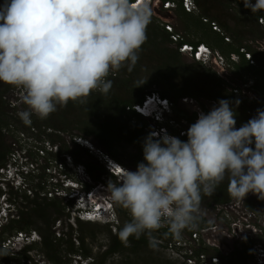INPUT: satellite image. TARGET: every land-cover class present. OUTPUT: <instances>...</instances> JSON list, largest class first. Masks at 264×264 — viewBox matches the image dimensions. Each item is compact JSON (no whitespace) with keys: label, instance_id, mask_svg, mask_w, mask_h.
<instances>
[{"label":"clouds","instance_id":"clouds-1","mask_svg":"<svg viewBox=\"0 0 264 264\" xmlns=\"http://www.w3.org/2000/svg\"><path fill=\"white\" fill-rule=\"evenodd\" d=\"M179 2L188 13H195L199 8L197 0L192 11L184 8L183 0H160V7L171 11ZM243 5L254 15L264 12V0H243ZM154 6L153 0H3L0 3V82L25 91L23 101L28 109L18 112L22 122L30 126L32 115L47 119L58 105L66 107L69 101L83 104L93 90L107 95L113 84L106 79L110 71L126 67L131 72L138 62ZM203 20L212 30L223 34L220 24L218 28L211 24L212 21L219 23L217 20ZM161 24L175 48L193 61L215 66L225 63V57L214 52L207 41H188L171 23ZM166 24H171L172 31L179 32L181 37L173 40ZM224 39L231 42L229 36ZM199 46H202L200 56H196ZM239 51L246 59L249 60L247 52L253 58L246 48ZM231 54L237 58L230 57V60L237 61L240 57L238 53ZM231 103L221 99L207 113L200 111L197 120L180 134L187 136L185 140L166 130V119L174 112L175 105L169 97L153 91L132 105L137 113L156 124L143 139V160L134 171L124 169L126 167L109 155L102 161L106 169L120 177L118 185H107L111 200L131 215V220L118 232L125 245L131 236L139 239L147 235L149 246L156 248L152 233L165 221L175 239H180L185 229H192L191 234L194 231L200 234L197 226L202 194L212 196L226 177L233 203L221 205L232 206L235 200H242L236 205H244L248 193L250 197L264 200V109L258 108L256 115L237 128ZM239 103L235 101L236 105ZM73 138L80 146L92 148L87 138ZM3 170L5 165L0 167V171ZM73 182L76 190L70 197L77 200L76 216L92 222L102 221L105 214L112 218L114 209L109 205L110 200L96 199L95 187L83 188V192L78 189V181ZM35 231L33 229V233ZM33 233L21 230L12 240L31 243L36 241V232ZM197 240L200 245L195 247L196 252H187L186 258L199 260L203 253L211 264L219 263L211 259L213 255L228 264L226 256L219 254L218 249V254L205 251L203 242L209 244V241L201 235ZM3 242L5 244L6 240L0 238L1 248ZM10 243L11 240L8 245ZM256 253L264 255V244L253 247L252 254ZM75 255L81 260L80 264H99L83 256L84 251Z\"/></svg>","mask_w":264,"mask_h":264},{"label":"rangeland","instance_id":"rangeland-1","mask_svg":"<svg viewBox=\"0 0 264 264\" xmlns=\"http://www.w3.org/2000/svg\"><path fill=\"white\" fill-rule=\"evenodd\" d=\"M2 1L3 0H1V3H3ZM215 2L219 3L217 5H220V7L223 8L225 16L227 15V18L225 17V19L229 26L234 27L239 21L240 23L247 22L246 25L250 28V32L254 30V34L250 32L247 33V37H245L243 42L245 44H253V49L264 55V38L261 36L264 32V27L261 23V25L256 23L254 14H252L250 9L244 8L243 0H215ZM222 2L224 3L223 5H221ZM153 3H156V6L152 9L151 20H154L155 24L159 27H161L162 22L171 23L175 30L181 31L186 39L191 42H196L203 36L206 37V35L209 36V34L212 33V28H210L207 24H203L206 23L203 20L204 18L216 20V17L219 16L218 12L214 8L210 9V15H204L200 5L195 13L184 14L179 3H176L177 6L171 11H164L163 6L160 7V0H153ZM199 17L202 19L203 23L199 22ZM189 24L192 26V31L188 30L187 26H190ZM222 31L223 37L229 36L231 39L230 41H234L230 33H228L224 28H222ZM219 34L221 35V33ZM218 41L214 42L217 43ZM218 43L221 47H224L221 42ZM208 44L211 46L210 43ZM170 46L174 45L171 43ZM226 48H230L229 45ZM149 52L153 56L150 59L146 57ZM158 55H161V61L167 58L165 57V53L163 54L161 50L159 52L158 50L149 47V49L145 51V60L141 62L140 65L138 64L139 71L136 74V78L141 83L146 81L142 84L146 86V89L154 90L157 88V85L153 83L151 77H155V72L158 69L156 68ZM253 58L254 64L252 65L258 64L256 62V58L254 56ZM176 59L178 61H182L181 64H179L180 66H185L189 62L193 61L187 54H182L180 56L176 55ZM203 66L210 69L212 72H215L223 78L222 80L227 82L224 84L226 85L227 90L233 92V96L236 100L250 101L253 99H259L264 101V87H257L255 84V76L244 75L242 77L241 75L234 73L230 59L225 57V63L221 66H215L211 63H203ZM202 70L203 68L201 71ZM166 71L167 70H164L159 73L161 78L165 75L164 72ZM111 72L114 71H110V73ZM202 74L203 73L199 74V79L197 80V87L200 92H196L197 94L191 97L185 96L182 98L178 97L176 99V104L173 107L174 112L172 111L169 114L166 119L168 120V123H165L166 130L170 133V135L176 136L177 132L180 134L182 132L184 133V130H187L188 127L197 120L200 111L207 113L206 110L210 111L214 105L218 104V101L214 100L212 93H209L210 91L207 90L212 87V83H203L204 79L209 80V78L205 76L203 77ZM235 81L236 85L234 83ZM24 95L25 91L22 88L15 86L13 90L6 91L2 96V103L4 102L1 107L3 111L2 115L10 121L9 127L5 126L3 128L5 133L3 140L5 145L10 146L12 149L11 153L7 157L5 170L0 171V235L3 228L1 226H4L7 222H9L10 217H13L14 215L16 219H18V214L20 215L22 210L30 208V204H33L32 199L37 198L34 190V188L37 189L35 184L38 179L42 177L41 181L45 182V184H42L46 185V188L44 191L42 190L43 192L41 191L38 198H42L44 195H47V198L59 196L60 204L63 207H61V214H59L58 217H56L57 214L51 216V219L56 218L54 222L50 220V222L45 224L46 222L44 219H39L37 220V223L38 225L40 224L43 229L45 227H49L51 231H54V236L58 239L57 247L61 258L59 257V260L57 261H52V259L48 258L45 250L41 247V243H39V240H41L40 233L35 226H30V229L28 228L23 231H27L29 234H32L33 229H36L37 231H35L36 233L34 232V236L37 242L33 243V245L31 244L32 248L27 251L24 250V244L26 241L12 240L13 236H15L18 231L8 233V236L7 233L3 234L4 238L1 236L4 240H6V243L4 244L3 242L4 245L1 246L4 249V253L7 254V257H4L1 254L0 257L2 256V259L8 260V263L6 262L3 264H80L81 260L78 259V257H75L78 256L75 255L76 251H84L83 256L90 257V261L93 260L94 263L98 262L99 264H188V259L185 256V254L190 251L188 249L193 248L196 252L195 247L200 245L198 240H192V234L190 233L192 229H185L180 239H175L171 236L168 239L172 242L168 245L166 242L168 239H166V237H160L159 235L164 233V229L160 228L152 233V238L157 241L156 248L150 247L149 237L147 235H143L146 236L145 238L148 242H145L142 245L133 246V243L128 241L127 245L122 243L117 252H111L109 250L115 234L118 232L119 228H122L125 223L131 220V215L127 210L115 204L111 200L110 193L107 192L108 183L118 185L120 177L115 176L107 169L109 172L102 175L100 179H94L87 171L85 163L89 161L91 164L103 165L102 161L104 160V157L111 155L107 154V151L94 139L87 138L89 146H92V148L86 147L87 152L92 156L90 155V157H88L85 155L86 150H83L81 161L76 163L74 159L68 155V153H63L61 154V157L64 158V160L56 159L51 160L50 162L48 161L50 164H48L47 168H44L43 164H46L45 161H47L46 157L48 156L46 151L48 150V152H50L49 150L53 149V152H56L59 147L58 145H52L50 140L44 136L45 132H39L38 127H36L35 124V120H38V118L35 115L31 116L33 124L35 125L32 124V126H26L22 122L18 112L28 109V106L23 101ZM195 114L196 117L194 118L193 116ZM82 116L84 117V115ZM103 117L104 114L99 111L95 117H87V119L91 121L95 120L97 122ZM120 121L121 122H118L117 119L114 120L113 124L115 126V132L111 134V138L113 139L112 150L115 152L114 154L117 159L112 156L111 157L115 159V161L122 163L124 167L134 171L136 170L137 164L143 160V153H141L139 148L140 146H138L137 142L131 139V137L136 135L137 129L140 130V128H143V131H140H142L144 135H142V137L145 138L147 136V133L145 132L153 129L156 124L152 119L140 121L129 117L120 118ZM33 128H36V130ZM7 129L10 130V134ZM120 129L127 133V137H122ZM64 137L68 141V135H65ZM73 142H75V138H73ZM64 173H66L67 177H65ZM73 181H78V189L80 191L85 192L83 188L88 186H90L91 189L95 187L96 190H99L95 194L97 197L96 199L105 198L110 200L109 205L113 206L114 209L111 216L112 218L108 217V214H105L102 221L92 222L82 220L76 216L75 213L77 211V206L75 202H77V200L70 197L71 192L76 190L73 186L75 183ZM250 195V193L247 194L248 197H250ZM92 197H94V195ZM207 200L211 199L208 197L203 199L200 205L199 216L203 217L201 222L207 223V220H211L212 223H214V221L221 222L222 219L220 218L226 217V212L219 209L224 205H213L212 201L209 203ZM235 201V204H237L242 200ZM258 203V205L256 204L257 209L253 211L247 209L244 205H241L244 210V213L241 211L242 218L240 219L243 231V234H240H242V236L231 233L233 239L228 238L227 241L225 240L226 243L222 240V243L224 242L230 247V251L235 249L236 251L237 249L242 250V242H248L251 239L255 240L253 246L256 244H264V200L260 199V202ZM49 212H52V209H50ZM231 221H233L232 218ZM166 225L167 222L165 221L163 222L162 227H165ZM32 239L33 238H31V240ZM9 240H11L10 245H8ZM177 240L180 241L179 245L174 243V241ZM184 242H186V244ZM230 242L234 244V248H231L232 245ZM216 244L218 245V243ZM216 244H207L203 242L205 251L210 254L219 253L222 256L227 255V262L229 260L227 257L232 256L229 264H264L263 254L260 255L262 261L261 263H259L260 259L255 260V254H250L246 261L237 263L235 260L236 251L234 254L223 253L226 252V249L225 251L219 250L217 253L216 251L219 248ZM70 245L73 247L71 250L69 249ZM225 248L226 246L222 249ZM75 249L76 251L74 252Z\"/></svg>","mask_w":264,"mask_h":264},{"label":"trees","instance_id":"trees-1","mask_svg":"<svg viewBox=\"0 0 264 264\" xmlns=\"http://www.w3.org/2000/svg\"><path fill=\"white\" fill-rule=\"evenodd\" d=\"M197 3L198 6L199 5L201 6L204 15H210L211 14L210 9L212 8H214L218 12L219 16L216 17V20L219 22L222 28H224L228 33H230L231 37L234 40L233 41L234 43L226 42L224 40V37L215 30H212V33H210L211 35L210 34L209 36L206 35V37L203 36L199 40L200 41L203 39L206 40L208 43L211 44V47L214 50V52L219 53L221 56L226 57L227 59H230L231 53L233 52L238 53L240 57L237 61L230 60L232 62L234 73H237L242 77L244 75H250L253 77L255 76V84L257 85V87H262V86L264 87L263 85L264 55L261 52L253 49L252 46L253 44L250 45V44H245L243 42L245 37H247V33L250 32V28L246 25L247 22L240 23L239 21L236 24V26L234 27L229 26L225 19V17L227 18V15L225 16V12L223 8H221L220 5L218 6L217 4L219 3H216L215 0H211V1L197 0ZM223 4L224 3L222 2L221 5ZM179 5L181 7V3ZM181 10L184 12V14H191L185 12L182 7ZM164 11H170V10H164ZM258 16L259 13L254 15V19L257 24H258V20H257ZM198 19L200 23H203L200 17ZM203 24H207V23H203ZM187 27L188 30L192 31L191 25ZM250 33L254 34V30ZM261 36L264 38V32L263 34H261ZM214 41L221 42L224 45V47H221L218 42L216 43ZM171 43H172L171 38L168 32L165 30V28L162 25L161 27H159L158 25L155 24L154 20H151V22L147 26V40L142 45V48L139 52V60L136 63L134 69L131 72H129L127 68L124 67L121 68L119 71L111 72L106 79L112 80L113 84L110 92L107 95H103L99 91L93 90L92 93L86 98L85 103L81 104L78 102L69 101L66 107H60L58 105L57 110L51 113L47 119L41 120L38 118V120H35V124L36 127H38L39 132L40 133L45 132L44 136L48 140H50L52 145L54 146L58 145L59 147L58 151L56 152H53L51 150H49L50 152H48V150L46 151V154L48 153V156L46 157L47 159V161H45L46 164H43L44 168L48 167V164H50L49 162L51 160H56V159L64 160V158L61 157V154L63 153H68V155H70L76 163L81 161L82 159L81 155L83 150H86L85 155L90 157L91 154L87 152V148L73 142V137L75 136L94 139L99 145H101L107 151L106 152L107 154H110L112 157L117 159L116 155L114 154L115 152L112 150L113 139L111 138V134L115 132L114 131L115 126L113 124L114 120L117 119L118 122H121L120 118L123 117L125 118L129 117L131 119H137L140 121L147 119L141 114L137 113L132 108V105L141 102L145 94L153 91L158 92L162 96L169 97L175 104H176V99L178 97L182 98L185 96L191 97L196 95L197 94L196 92H200L197 87L198 84L197 80L199 79L200 73H203L202 74L203 77L205 76L209 78V80L204 79L203 83L204 82L212 83V87H210L207 90L210 91L209 93H212L214 100L219 101L221 99H227L230 102H232L230 106L233 107L236 114L235 118L237 121L236 123L237 128H239L242 124L246 123L251 117L256 115V110L258 108L264 109V101L259 99H253L250 101L239 100L240 103L236 105L235 101L237 100L236 98H234L233 92L227 90V87L225 85L227 82L222 80L223 78H221L215 72H212L210 69L205 68L201 61H192L186 64L185 66H180L179 64H181L182 61H178L176 59V55L180 56L182 55V53H180L179 50L174 46H170ZM228 45L230 48L227 49L226 47ZM149 47H152L158 50L159 52L161 50L163 54L165 53V57H167L163 61H161V55H158L157 57L158 62L156 61L157 63L156 68L161 70L157 69L155 72V77H151L153 83L157 85V88H155L154 90L146 89L145 85L136 87L138 83H141L136 78V74L139 71L138 64L140 65L141 62L145 60L144 59L145 51L149 49ZM243 47L246 48V50L252 52L258 64L252 65L249 62V60L245 58L244 53L239 51L240 48ZM146 57L150 59L153 56L149 52L148 56L146 55ZM202 68L203 70L201 71ZM164 70L167 71L164 72L165 75L161 78L159 73ZM234 83L236 85V81ZM14 88L15 86L0 82V167L7 164V157L11 153V149H12L10 146L5 145V142L3 140L5 135L3 128L5 126L9 127L10 121L2 115L3 111L1 107L4 104V102L2 103V96L6 91L13 90ZM99 111H101L102 114H104V117L100 121L96 122L95 120L91 121L87 119V117H95L97 112ZM82 115H84V117ZM32 124H33V120H32ZM32 124L30 126H32ZM33 129L36 130V128ZM142 129L143 128H140V130ZM7 130L8 133L10 134V130L9 129ZM140 130L137 129L136 135L132 136L131 139L137 142L138 146H140L139 148L141 150V153H143L142 150V142L144 139L142 137L143 130L142 131ZM149 132L150 131L148 130L145 133H147L148 135ZM121 133H122L121 134L122 137H127L126 132H123V130H121ZM65 135L66 136L68 135V141L64 137ZM176 135L181 140H185V138L187 137L180 135L179 132H177ZM85 166L90 176H92L94 179H100L102 175L108 172L107 169L101 164L95 165V164H91V162L88 161L85 163ZM41 178L42 177H40L35 184V187L37 189L34 188L35 195L37 198L40 196L41 191L42 190L44 191L46 188V185L42 184V183L45 184V182L41 181ZM90 188H91L90 186L86 187V189H90ZM227 189H228V179L226 177L225 180L216 188L212 196H206L202 194V200L208 197L209 199H211L208 200V202L211 203L212 201L214 205L230 203L233 201V199L229 196ZM46 196L47 195H44V197L42 198L32 199L33 204H30V208H26V210H22L20 215L18 214L19 217L18 219H16L15 216L10 217L9 222H7L4 226H2L3 228L0 238L3 239L4 238L3 234L5 233H7L8 236V233H12L13 231L14 232L21 231L28 229L30 226L31 227L35 226L41 235V240H39V243H41L42 249L45 250V253L49 259H52V261L53 260L57 261L59 260L60 257L57 247L58 239L55 238L54 231H51L49 227H45L43 229L40 226V224L38 225L37 220L44 219L46 222L45 224L50 222V220L54 222L56 218L51 219V216L57 214L56 217H58V215L61 214V207L63 206H61L60 204L59 196L53 198H47ZM258 202H260V199H258V197L251 198L246 196L243 200L244 206L251 211L257 209L256 204L258 205L259 204ZM50 209H52V212H49ZM201 221L202 220L200 217V219L198 220V226L205 224L202 223ZM162 228L164 229V233L159 234L160 237H166V239L170 238L172 235L169 233L168 225H166L165 227H161V229ZM120 229L121 228H119V230ZM118 232L115 234V237L113 238L114 240L109 248L111 252H117L119 250L120 245L123 243L118 236ZM191 232L192 230L190 231V233ZM145 237L146 236L141 235L140 238L137 239L134 236H131L129 237L128 241L133 243V246L142 245L143 243L148 242ZM254 241H255L254 239L253 240L251 239L248 242L243 241L242 242L243 249L242 250L237 249V251L235 250L236 251L235 260L237 263H240L241 261L242 262L246 261L247 258L250 256V254L253 253V247H254L253 244L255 243ZM36 242L37 240L32 241L31 243H26L24 245V250L27 251L31 249L33 243ZM166 242H169V239ZM72 248L73 247L70 245L69 249L71 250ZM75 251L76 249L74 250V252ZM235 251L232 252L231 254H234ZM77 252L78 251H76L75 253ZM0 254L3 255L4 257H7V254L4 253L3 248L1 247H0ZM231 258L232 256L227 257V259H229L228 264L230 263ZM0 262L8 263V260L2 259L1 256Z\"/></svg>","mask_w":264,"mask_h":264},{"label":"flooded vegetation","instance_id":"flooded-vegetation-1","mask_svg":"<svg viewBox=\"0 0 264 264\" xmlns=\"http://www.w3.org/2000/svg\"><path fill=\"white\" fill-rule=\"evenodd\" d=\"M206 111L208 112V110H206ZM193 117L195 118L196 114ZM194 118H193V120H194ZM235 203H236V201H234V204L232 206L231 205H228V206L227 205H224V206L218 205V206H223L219 210L226 212V214H225L226 217L220 218V219H222L221 222L214 221V223H212L211 220L208 221L206 219L207 223L197 226V228L200 231V235L202 236V238L204 240L209 241V243H211V244L212 243L213 244L218 243V245L216 244V246L219 248L218 250H222V251L224 250L225 251L227 249L226 253H228V254H231L236 249L233 251H230V247L227 244H225L224 242L222 243V240L223 239L228 240V238H232L231 233L238 234L239 236H242V234H243L242 227L240 224L241 223L240 219L242 218L241 213L242 212L244 213V210L242 209V206H241L242 204L236 205ZM231 218L233 219V221H231ZM236 218H237V220H236ZM201 220H203V217H201ZM204 220H205V218H204ZM246 228H248V227H246ZM240 233H242V234H240ZM222 246L223 247L226 246V248L222 249L223 248ZM225 256H227V255H225Z\"/></svg>","mask_w":264,"mask_h":264},{"label":"built area","instance_id":"built-area-1","mask_svg":"<svg viewBox=\"0 0 264 264\" xmlns=\"http://www.w3.org/2000/svg\"><path fill=\"white\" fill-rule=\"evenodd\" d=\"M168 3H169V2H166V4H168ZM183 6H184V8H185L187 11H192L193 8L195 7V2H194V0H183ZM259 21H260L261 24L264 26V12H262L261 15L259 16ZM211 24H212L213 28H218L216 22L212 21ZM165 27H166L167 30L172 31L173 26H172L171 24H166ZM171 37H172L173 40L176 41L177 39H179V38L181 37V34H180L179 32L174 33V32L172 31V33H171ZM226 39H227V38H226ZM188 47L191 48V46H188ZM201 47H202V46H199V47L197 48V50H195V54H196V56H200V49H201ZM246 54H247V58H249L250 62L253 63L254 60H253L251 54L248 53V52H247ZM231 57H232V58H237V56H236L235 54H231ZM220 61H222V58H220ZM199 236H200L199 232L194 231V232L192 233V240H193V241H196L197 239H199ZM171 242H172V241H169V243H171ZM169 243H168V244H169ZM174 243H175L176 245H179V244H180V241L177 240V241H174ZM184 243L186 244V242H184ZM188 250H190L189 252H192L193 249L189 248ZM260 255H262V254H261V253H259V254L256 253V254L254 255V257L256 258V260H259V259H260V262L258 261L259 263L262 262V261H261V256H260ZM187 259H188V261H187L188 264H211L210 261L206 260V256H205V254H203V253H200V255H199V260L196 259V258H193V257H187ZM211 259H212L213 261H215V260H219V263H218V264H226V263L223 262V260H221V258H219V256H217V255H213V256L211 257Z\"/></svg>","mask_w":264,"mask_h":264},{"label":"water","instance_id":"water-1","mask_svg":"<svg viewBox=\"0 0 264 264\" xmlns=\"http://www.w3.org/2000/svg\"><path fill=\"white\" fill-rule=\"evenodd\" d=\"M226 239H223V241L225 242ZM227 241V240H226ZM226 243V242H225ZM230 244L232 245L231 248H234V244L232 242H230ZM226 253V252H223Z\"/></svg>","mask_w":264,"mask_h":264},{"label":"bare ground","instance_id":"bare-ground-1","mask_svg":"<svg viewBox=\"0 0 264 264\" xmlns=\"http://www.w3.org/2000/svg\"><path fill=\"white\" fill-rule=\"evenodd\" d=\"M124 169H128V168H124ZM128 170H130V169H128ZM99 191V190H98ZM104 196V195H103ZM97 198V197H96Z\"/></svg>","mask_w":264,"mask_h":264}]
</instances>
